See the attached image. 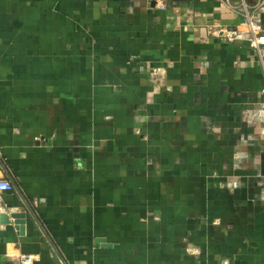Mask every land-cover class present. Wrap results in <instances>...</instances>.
I'll use <instances>...</instances> for the list:
<instances>
[{
	"label": "crops",
	"instance_id": "crops-1",
	"mask_svg": "<svg viewBox=\"0 0 264 264\" xmlns=\"http://www.w3.org/2000/svg\"><path fill=\"white\" fill-rule=\"evenodd\" d=\"M248 38L223 0H0V264H264Z\"/></svg>",
	"mask_w": 264,
	"mask_h": 264
},
{
	"label": "built area",
	"instance_id": "built-area-1",
	"mask_svg": "<svg viewBox=\"0 0 264 264\" xmlns=\"http://www.w3.org/2000/svg\"><path fill=\"white\" fill-rule=\"evenodd\" d=\"M225 4L240 13L243 17L244 23L248 29L249 38L248 43L251 48L257 53L259 60L261 62L262 68L264 69V35H263V25L257 18L256 14L259 10L264 7V0H256L252 5L248 4L247 0H241V3L237 6L232 0H223ZM216 34H223L224 30H218ZM239 35H234L232 33L228 34L230 40H234ZM264 93V88L262 90ZM12 188L9 180L5 178H0V199L2 198V191H6ZM37 256L35 254H21L19 257L20 264H35Z\"/></svg>",
	"mask_w": 264,
	"mask_h": 264
},
{
	"label": "water",
	"instance_id": "water-1",
	"mask_svg": "<svg viewBox=\"0 0 264 264\" xmlns=\"http://www.w3.org/2000/svg\"><path fill=\"white\" fill-rule=\"evenodd\" d=\"M13 183H14V186H15L17 189H19L18 186H17V184L15 183V181H13ZM26 204H27V203H26ZM12 211H13L14 213L16 212L15 210H12ZM33 214H34V213H33ZM35 217H36V216H35ZM38 223H39V225H40L42 231L44 232V234L46 235V237H47L48 240L50 241V243L53 245L54 249L58 252V250H57L55 244L53 243V241H52L50 235L48 234V232L46 231L45 227L42 225V223H41L39 220H38ZM58 254H59V252H58ZM59 256L61 257V260H62L63 264H67L66 261H65V259H64L60 254H59Z\"/></svg>",
	"mask_w": 264,
	"mask_h": 264
}]
</instances>
